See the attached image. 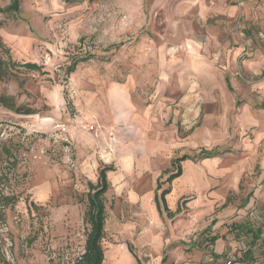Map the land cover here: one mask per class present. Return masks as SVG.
<instances>
[{
    "label": "rangeland",
    "instance_id": "rangeland-1",
    "mask_svg": "<svg viewBox=\"0 0 264 264\" xmlns=\"http://www.w3.org/2000/svg\"><path fill=\"white\" fill-rule=\"evenodd\" d=\"M0 41V264H75L103 169V264H223L263 223L264 0H21Z\"/></svg>",
    "mask_w": 264,
    "mask_h": 264
},
{
    "label": "trees",
    "instance_id": "trees-1",
    "mask_svg": "<svg viewBox=\"0 0 264 264\" xmlns=\"http://www.w3.org/2000/svg\"><path fill=\"white\" fill-rule=\"evenodd\" d=\"M21 0H11L10 4L6 8H0L1 11H15L20 10ZM0 47H2V42L0 41ZM91 56H84L79 60H75L68 68V72L71 73L75 71L78 63L80 61H87ZM13 65L17 62L10 61ZM18 65L23 66L28 70H39L40 66L35 62L19 63ZM9 62L4 58L0 57V79L10 76L9 74ZM0 102L10 109L20 112L19 107H15L9 97L0 96ZM27 114L34 113L32 110H27ZM218 153L215 150H203L200 154L194 156L184 154L173 160V172L169 176V181L172 182L174 179L181 176L183 168L181 163L187 159L194 160L195 158H211L217 156ZM111 166H107L109 168ZM110 187V183L107 179V174L103 169L100 172L97 183L89 182V192H88V204L85 213V219L89 223L90 228L87 233L84 252L76 260L75 264H103L105 260V250L103 246V240L105 237V224L107 219V211L105 205V194ZM157 189H161V183L158 181ZM171 192V188L162 189L161 198L164 204L165 210L169 214H173V211L167 206L166 195ZM247 198L244 201L243 206H245L249 200ZM156 201L157 197H156ZM158 203V202H157ZM158 207L160 204L158 203ZM237 232V234H245L247 240L243 242L246 243V248H238L236 251V258L233 263L241 264H255L259 257H264V221L262 224L255 225L251 220H242L234 224L232 228ZM220 236L218 234L208 236L209 244H214ZM242 242V241H241ZM217 256V254H215ZM228 261V260H227ZM227 261L223 264H227ZM139 264L141 262L139 261Z\"/></svg>",
    "mask_w": 264,
    "mask_h": 264
},
{
    "label": "built area",
    "instance_id": "built-area-1",
    "mask_svg": "<svg viewBox=\"0 0 264 264\" xmlns=\"http://www.w3.org/2000/svg\"><path fill=\"white\" fill-rule=\"evenodd\" d=\"M65 129V128H64ZM238 248H242L245 249L246 248V243L245 242H240ZM238 248H234L233 250H231L228 254H227V264H233V261L236 258V251L238 250Z\"/></svg>",
    "mask_w": 264,
    "mask_h": 264
},
{
    "label": "crops",
    "instance_id": "crops-1",
    "mask_svg": "<svg viewBox=\"0 0 264 264\" xmlns=\"http://www.w3.org/2000/svg\"><path fill=\"white\" fill-rule=\"evenodd\" d=\"M187 160H189V159H187ZM187 160H185V161H187ZM191 160V159H190Z\"/></svg>",
    "mask_w": 264,
    "mask_h": 264
}]
</instances>
